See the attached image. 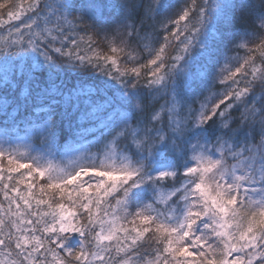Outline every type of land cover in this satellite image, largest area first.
<instances>
[{
	"label": "snow or ice",
	"instance_id": "6c2138e0",
	"mask_svg": "<svg viewBox=\"0 0 264 264\" xmlns=\"http://www.w3.org/2000/svg\"><path fill=\"white\" fill-rule=\"evenodd\" d=\"M0 264H264V0H0Z\"/></svg>",
	"mask_w": 264,
	"mask_h": 264
},
{
	"label": "trees",
	"instance_id": "16d2710c",
	"mask_svg": "<svg viewBox=\"0 0 264 264\" xmlns=\"http://www.w3.org/2000/svg\"><path fill=\"white\" fill-rule=\"evenodd\" d=\"M241 23H243V21H241Z\"/></svg>",
	"mask_w": 264,
	"mask_h": 264
}]
</instances>
